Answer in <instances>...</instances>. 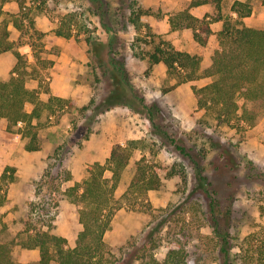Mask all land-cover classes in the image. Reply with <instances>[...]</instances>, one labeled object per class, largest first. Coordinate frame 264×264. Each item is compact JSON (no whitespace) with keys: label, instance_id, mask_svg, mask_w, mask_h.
<instances>
[{"label":"rangeland","instance_id":"374dc122","mask_svg":"<svg viewBox=\"0 0 264 264\" xmlns=\"http://www.w3.org/2000/svg\"><path fill=\"white\" fill-rule=\"evenodd\" d=\"M102 1L105 13L97 0H0V34L6 35L8 31L7 38L12 36L18 42L20 50L28 54L29 62L37 63L33 42L49 60L48 67L39 66L40 74L29 78L30 87L40 89L42 97L48 87L51 93L64 94L63 97L75 101L77 107L95 100L86 115L73 104L62 114L47 117L44 113L41 119L34 118L31 129H26V122L10 125L8 118L0 117V177L8 165L16 168L15 179L9 177L3 183L0 242L23 238L17 234L24 228L32 204L43 199L49 206L50 220L55 216L53 230L66 236L69 245L74 246L83 224L80 205L67 197L66 188L82 182L92 163L107 162L114 147H129L135 141L119 194L128 187L136 162L143 155L151 162L165 164L167 169L161 173L162 186L148 194L153 213L127 206L117 211L112 227L106 232V241L116 258H122L121 264L127 263L130 254L126 252L144 243L148 244V254L154 252L163 261L177 235L187 246L191 264H222L219 236L210 215L211 194L220 201L218 212L232 208V218L227 224L232 235L245 237L264 225V119L250 126L203 117L193 85L202 86L210 81L209 77L175 85L176 79L168 75L163 63L151 65L147 59L135 55L133 49L139 35L149 40H170L176 48L200 54L202 66L207 67L220 46L216 31L222 21H212L209 34L202 31L207 40L202 44L195 39L192 28L172 29L170 17L187 7L195 14L205 12L214 16L218 8L211 2L192 5L194 0ZM233 2L224 1L226 13ZM252 2L254 12L246 23L264 27V4L261 0ZM139 11L145 25L142 30L133 24ZM59 26L72 34H57ZM148 26L156 35L151 34ZM111 34L117 36L113 39V53L125 61L133 89L129 86L124 89L112 76L105 75L91 53L88 36L106 43L102 58L110 60ZM140 42L138 50L147 51L146 44ZM9 52L0 53V80L10 77L16 60L14 53L13 57ZM55 77L58 85L53 87ZM137 93L151 106L156 125L148 109L135 97ZM119 100L132 102L142 110L116 103ZM33 107L31 102L26 105L29 112ZM159 128L168 135L163 136ZM31 140L37 146L34 149L28 146ZM179 146L198 156L208 180L217 190L212 186L211 192H207L199 185L197 167ZM53 162L60 165L63 162L59 168L73 173L72 180L63 181L59 189L50 183L39 184ZM107 175L111 176L112 171L107 170ZM237 252L238 248H234L233 255ZM13 255L17 264H38L40 252L39 248L16 244ZM231 259L234 264L241 263L239 258ZM134 264H140V260Z\"/></svg>","mask_w":264,"mask_h":264},{"label":"trees","instance_id":"16d2710c","mask_svg":"<svg viewBox=\"0 0 264 264\" xmlns=\"http://www.w3.org/2000/svg\"><path fill=\"white\" fill-rule=\"evenodd\" d=\"M97 1L105 13L103 1ZM224 1L194 0L192 2V5L214 3L218 8V13L214 16L207 13L200 17L187 7L170 17L172 29L192 28L195 39L202 44L207 41L202 31L209 34L212 31L211 22L222 21V26L216 32L220 46L215 50L209 66H202L200 54L176 48L170 40L159 39L157 41L156 38L149 40L139 35L136 40L140 44V40L143 41L148 50L139 51L140 46L137 41L133 42V49L135 55L147 59L151 65L163 63L168 75L176 79L175 85L209 77L208 83L202 86L193 85L198 98V109L203 113V117L208 115L219 122L228 124L237 122L241 125L253 126L264 119V27L251 26L245 22V17L253 12L252 1L235 0L227 13L223 8ZM262 3L264 4V0ZM140 11L133 18V24L138 30H142L144 25L140 20ZM143 13L146 12L143 11ZM148 29L151 31L150 26ZM56 32L66 36L72 34L71 30L67 31L62 26H59ZM5 34H0V51L12 50L17 57V63L11 76L0 80V117L8 118L10 125L20 121L26 122V129H31L32 120L41 119L44 113L47 117H51L54 114H62L67 108L75 105V109L82 114H87V109L95 103L94 99L88 105L77 107L75 101L51 93L48 87L44 91L47 95L45 98L41 96L40 89L31 88L28 85L29 78L38 76L39 66L48 67L49 60L41 55L39 46L33 42L31 44L37 63L31 64L28 56L20 51L18 42L7 38L8 31ZM151 34L156 35L152 31ZM116 38L117 36L111 34L108 42L110 49L108 51L110 60L108 61L102 58L106 43L89 36L87 40L93 57L95 56L98 65L104 68V74L112 76V79L124 89H126L125 86L133 89L125 61L118 59L113 53L115 46L113 39L116 40ZM152 43L155 44L152 45ZM135 97L140 99L144 109H148L150 118L156 125L153 110L145 97L138 93ZM29 102L34 104L31 112L26 109ZM116 103L128 104L136 111L142 110L132 102L119 100ZM89 135L90 130L86 138H89ZM167 135L168 133L163 131V136ZM75 138L72 140L76 141ZM134 142H131L130 148L119 145L114 147L107 162L92 163L88 168V176L82 182L77 181L66 188L67 197L80 205V221L83 224L74 246L69 245L66 236L53 230L52 220L55 216L50 220L47 201L41 199L32 204L31 213L24 221V228L17 234V237L23 235V238L0 242V264H17L13 255V247L16 244L27 248H39L38 264H121L122 258H116L115 252L106 241V232L112 227L114 217L122 207L127 206L134 210L153 213L154 206L148 194L151 190L162 186L161 173L167 169L165 164L151 162L146 155H143L136 162L135 174L128 187L119 194L117 191L120 188L124 170L133 155L134 146L132 144ZM28 146L30 149L37 147L32 140ZM179 148L192 159L197 167L199 185L207 192H211L213 188L217 190L208 180L198 156L184 146H179ZM61 165L60 162L51 163L47 172L42 175L39 184L42 186L50 183L54 188L59 189L58 186L63 181L72 180V171L65 167L59 168ZM15 170L14 166L9 165L0 177V205L5 200L1 194L3 183L5 184L9 177L15 179ZM107 170L112 171L111 176L107 175ZM187 177L188 175L185 178ZM212 186L214 187L211 188ZM210 205L211 219L214 220L219 236L218 247L222 254V264H234L232 256L234 259L239 258L240 264H264V225L250 231L245 237L232 235L227 225L232 218V208H229L227 212L222 210L218 212L221 204L217 197H213V194H211ZM233 240L238 242H232ZM147 245L142 243L141 247L132 252H126L130 255L128 257L125 255L128 262L124 264H134L136 260H140V264H191L187 246L180 236L176 235L172 240L163 261H160L154 252L148 254ZM234 248H238V252L233 255Z\"/></svg>","mask_w":264,"mask_h":264},{"label":"crops","instance_id":"0c3cea01","mask_svg":"<svg viewBox=\"0 0 264 264\" xmlns=\"http://www.w3.org/2000/svg\"><path fill=\"white\" fill-rule=\"evenodd\" d=\"M235 1V0H234ZM250 1H252V0H250ZM261 2H262V0H261ZM252 4H253V12H254V8H255V4H254V2H252ZM263 4V3H262ZM204 6V3L203 4H201V5H199V6ZM252 12V13H253ZM198 13V12H197ZM195 14V13H194ZM207 13H205V12H203V13H198V14H195V15H197V16H200V17H203L204 15H206ZM235 15H237L236 13H235ZM252 15V14H251ZM251 15H249V16H247V17H245V22H247V19H248V17H250ZM248 25H250V24H248ZM222 26V25H221ZM251 26H253V25H251ZM257 27V26H256ZM218 31V30H217ZM216 31V32H217ZM9 39L10 40H13L14 41V39L12 38V36H10L9 37ZM20 49V48H19ZM182 50H184V49H182ZM7 51H9V50H7ZM7 51H2V52H7ZM11 52H9V55L10 56H13V51L12 50H10ZM21 51V50H20ZM13 52V53H12ZM22 52V51H21ZM0 53H1V51H0ZM22 53H24V52H22ZM24 54H26L27 56H28V54L27 53H24ZM14 55H15V53H14ZM30 56L32 57V55L30 54ZM14 57V56H13ZM15 57H16V55H15ZM28 58V57H27ZM28 60H29V58H28ZM16 63H17V57H16V60H15V63L12 65V70L14 69V67H15V65H16ZM31 63V62H30ZM31 64H34V63H31ZM11 74H12V71H11ZM11 74H10V76H11ZM28 85H29V82H28ZM58 85V82H57V78L55 77L54 78V80H53V84H52V86L53 87H56ZM30 86V85H29ZM56 93V92H55ZM45 95H46V93H45ZM56 95V94H55ZM57 95H59V96H64V94H59V93H57ZM66 95V94H65ZM45 97H47V95L45 96ZM45 97H43V98H45ZM9 166V165H8ZM4 173V172H3Z\"/></svg>","mask_w":264,"mask_h":264}]
</instances>
